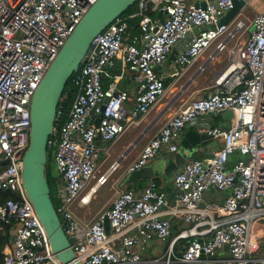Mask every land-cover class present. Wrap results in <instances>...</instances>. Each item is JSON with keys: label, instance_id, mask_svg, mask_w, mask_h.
<instances>
[{"label": "built area", "instance_id": "1", "mask_svg": "<svg viewBox=\"0 0 264 264\" xmlns=\"http://www.w3.org/2000/svg\"><path fill=\"white\" fill-rule=\"evenodd\" d=\"M97 1L0 0V192L9 195L0 205V231L8 228L14 233L5 247L3 264H62L24 185L31 104L49 66ZM239 1L245 3L243 11L254 0ZM258 1L262 10L247 27L238 20L240 15L229 25L222 23L234 0H140L135 12L122 15L95 38L71 78L75 97L68 107V94L60 100L48 141L62 175L54 194L59 201L56 210L76 261L264 264V255L256 256L260 248L256 227L264 219V0ZM202 3L205 8L198 7ZM133 23L138 33L127 40ZM233 41L236 45L229 48ZM214 46L215 52L202 68L228 49L230 59L217 74L212 91L173 115L128 172L146 167L164 148L178 153L187 125L232 110L228 128L198 129L221 140L220 149L206 159L190 156L186 160L174 176L172 203L151 180L140 194L133 189L119 192L98 220L81 222L74 213L75 204L87 205L90 194L120 168L116 162L97 175L98 138L116 142L165 97V80L156 68L174 50L178 54L172 78L183 75ZM120 57L139 82L135 95L120 90L117 83L104 86L107 70ZM93 181L89 194L83 195ZM211 192L219 196L208 199ZM175 220L186 228L173 235ZM154 239L167 243V251L160 259L144 260L135 248H145ZM181 242L184 252L177 256L175 248ZM223 250L229 253L226 260L217 257Z\"/></svg>", "mask_w": 264, "mask_h": 264}, {"label": "water", "instance_id": "2", "mask_svg": "<svg viewBox=\"0 0 264 264\" xmlns=\"http://www.w3.org/2000/svg\"><path fill=\"white\" fill-rule=\"evenodd\" d=\"M138 1L140 0H98L91 6L49 66L32 99L30 147L24 157V185L28 197L48 233L53 253L62 264L82 263L76 261V256L57 213L50 185V178L55 180H61L62 178L55 164V156L50 155L48 150V141L55 130L58 105L68 82L79 71L86 55L90 52L95 38L116 19L135 7ZM244 4L242 1L234 0V8L227 13L222 23L229 25L240 15ZM198 7L205 8V3L198 5ZM161 17L162 13L160 12L158 18ZM161 70L162 66L156 68L158 72ZM162 77L166 80L169 75H163ZM196 78L197 75L184 85L166 109L160 113L151 126L143 131L124 155L134 149L152 126L156 124V121L165 114L167 109L174 104ZM215 118L230 121L234 118V111H227L221 116H215ZM99 124L100 118L96 121V125L99 126ZM206 138L208 139V136L200 134L196 129L186 130L185 128L183 130L180 153L175 156L174 160L166 161V163L164 162L163 165L157 168L144 167L134 172L130 177V181L138 182L140 179L153 180L157 178L170 179L172 174L186 162L187 155L194 156L196 151L202 145H205L206 141L204 140ZM165 164L166 167L164 168ZM62 184L65 185V182ZM168 191L170 192L171 189H168ZM170 199L171 195H168V200ZM104 221L106 231L110 233L109 219L106 217ZM215 258V256L212 257V259Z\"/></svg>", "mask_w": 264, "mask_h": 264}, {"label": "crops", "instance_id": "3", "mask_svg": "<svg viewBox=\"0 0 264 264\" xmlns=\"http://www.w3.org/2000/svg\"><path fill=\"white\" fill-rule=\"evenodd\" d=\"M156 16L158 17V14ZM135 24L136 23L132 24L133 28H131V30L134 29ZM131 30L128 34L127 40H129L133 35H135ZM177 54L178 51L176 50L172 52L168 61L162 66V70L159 73L162 76L169 75L168 79L172 80L171 85L173 83L182 80H185V84H186L192 77L196 75L197 78L174 102V104L169 109H167L165 114L158 121H156V124L152 126V128L145 135V137L127 155L124 154L130 149V147H132V145L143 133V131L154 123V121L158 118L160 113H162L164 109H166V107L172 101L175 95L184 86L176 92L171 91L170 97L168 98L167 95L170 92L169 90V87L171 86L170 85L167 88L168 91L165 97L161 99V101L150 111V113L144 118H142L138 125H134L131 128H129L128 131L116 142L107 143L101 138H98L97 145L101 149V152H100L99 161L97 162V175L100 176L106 173L108 169L116 162L120 163V168L116 170V172H114L113 175H111L107 184L100 187L98 191L92 195L91 200L87 205H80L78 202L75 204L74 213L84 224H91L92 222L98 220V218L111 207L113 201L115 200L119 192L133 189L140 194L144 191V189L151 180L140 179L138 182L130 181V177L133 173L128 172L129 167L132 165V163H134L138 159L144 146L163 128V126L173 115H175L177 112L183 109L192 100L200 99L202 97L209 95V93L212 91L211 87L213 86L217 74L220 73L225 68L224 67L222 70L220 69L213 70L215 76L211 75V76L203 77V73L209 67V65H206V67L203 68L201 67V65H203L207 60L205 59V57H203L199 59L197 63L194 64L191 68H189L183 75L176 78H172L171 73L175 70L176 67L175 59L177 57ZM218 55L219 54L216 55L214 61L217 59ZM202 61H204L203 64H201ZM111 83H117L118 88L120 90L127 91L131 95H135L139 88V82L136 80L134 75L128 73L127 66L124 64L122 57L116 59L115 67L113 69L107 70V74L104 76V86L108 87ZM194 87L195 89L192 91L191 95H188L190 93L187 92H190L189 90ZM229 125H230L229 121H225L222 118L216 119L215 116L203 117L199 119L197 123H192L187 125L186 130L196 129L198 131V129L203 126L228 128ZM204 141H206L205 145H202L199 148V150L196 151L194 157L200 159L209 158L216 151H218L222 145L221 140L218 139H213L208 137V139L206 138ZM178 153H180V150ZM178 153L176 154L169 153V151L166 148H164L156 158H154L149 162V164L146 167L157 168L160 165H163L164 162L166 163V161L174 160L175 156ZM189 158L190 155H187L185 161ZM182 166L183 164L179 167L177 171H175L172 174L170 179L157 178L156 179L157 181L153 179L163 188V191L167 193V196L171 195V199L169 200V203H172L174 201V193H175L174 185H173L174 176L182 168ZM165 167L166 164L164 165V168ZM116 173H118V175L114 177ZM108 184H110V189L108 190L109 193L106 194V196H104L103 198H99L98 194ZM168 189H171V191L169 192ZM218 196H219L218 194L211 192L210 194H208L207 198L216 199ZM107 197L111 199L109 208H106L105 201ZM185 228L186 225H184L182 222L178 220H175L173 221L172 233L173 235H176ZM4 231L5 230L0 232H4ZM256 233L260 245L259 251L256 253V256L261 257L264 255V222L263 221H260L258 223L256 227ZM10 235H11L10 237V241H11L14 233L10 231ZM182 244H183L182 242L179 243L175 248V254L177 256L182 255V253L184 252V248ZM135 250L141 253L144 260L160 259L165 255L167 251V243H164L159 239H154L145 248L136 247ZM217 257L218 259L226 260L229 257V253L227 250H223L217 254Z\"/></svg>", "mask_w": 264, "mask_h": 264}, {"label": "rangeland", "instance_id": "4", "mask_svg": "<svg viewBox=\"0 0 264 264\" xmlns=\"http://www.w3.org/2000/svg\"><path fill=\"white\" fill-rule=\"evenodd\" d=\"M262 10V2L258 1V0H254L250 3V5H248L245 10H243L240 14V17H239V21L243 20L246 24L247 27H250L252 21L255 19L256 15L258 13H260ZM246 27V28H247ZM245 28V29H246ZM242 35V38H245V34H244V31H242L240 33ZM236 45V41H233L232 43H230L229 45V48H232ZM216 48L215 46L212 47L210 50H208L206 52V54L204 55L205 59L208 58V56L210 54H213L215 52ZM229 49L224 51V52H221L218 56H217V59L210 63L209 64V67L206 69V71L203 73V77L204 76H215V73L213 70H216V69H220L222 70L228 63H229ZM204 61H202L201 64H203ZM185 85V80H182V81H178L176 83H173L170 87H169V90L170 92L168 93L167 97L169 98L170 97V94H171V91L172 92H176L178 90H180L183 86ZM200 85H203V84H200ZM199 87V86H198ZM197 88V87H196ZM195 89L194 88H191L189 91L190 92H187V93H190L188 95H191L192 91ZM168 91V90H167ZM188 91V90H187ZM186 93V92H185ZM187 95V96H188ZM191 100V99H190ZM118 175V173L115 174L114 177H116ZM96 181H93L90 186L88 187L87 191L84 193L87 194L89 193L90 191V187L93 186L95 184ZM110 189V184L106 185L101 191L100 193L98 194V197L99 198H103L104 196H106V194H108V190ZM106 208H109L110 207V203H111V199L109 197H107L106 199ZM260 221H263L264 222V219L260 220Z\"/></svg>", "mask_w": 264, "mask_h": 264}, {"label": "trees", "instance_id": "5", "mask_svg": "<svg viewBox=\"0 0 264 264\" xmlns=\"http://www.w3.org/2000/svg\"><path fill=\"white\" fill-rule=\"evenodd\" d=\"M136 11V6L131 8L128 13H132ZM133 28V26L131 27ZM134 34H137L138 29H137V25H134V29L131 30ZM165 82V86L166 88H168L171 83L172 80L171 79H167L164 81ZM68 94V101L66 102V106L68 107L70 105V102L74 99L75 94H76V90L74 89V87L72 86V79H70V81L68 82V85L66 86V89L64 91V95ZM50 155H52V153H50ZM156 180V179H155ZM59 180H55L53 178H50V185H51V189H52V198L53 201L55 203V205L58 207L59 205V201L55 198L54 194L56 193V184L58 183ZM157 181V180H156ZM9 198V195L7 193L4 192H0V205L6 201ZM10 230L8 228L5 229L4 232H0V264L4 263V250L5 247L9 244L10 242Z\"/></svg>", "mask_w": 264, "mask_h": 264}, {"label": "bare ground", "instance_id": "6", "mask_svg": "<svg viewBox=\"0 0 264 264\" xmlns=\"http://www.w3.org/2000/svg\"><path fill=\"white\" fill-rule=\"evenodd\" d=\"M89 194V193H88ZM92 195H93V192L90 194V196L92 197Z\"/></svg>", "mask_w": 264, "mask_h": 264}]
</instances>
